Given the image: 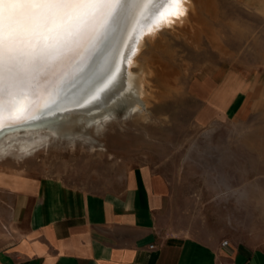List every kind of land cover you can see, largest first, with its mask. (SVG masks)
Returning a JSON list of instances; mask_svg holds the SVG:
<instances>
[{"label": "rangeland", "instance_id": "rangeland-1", "mask_svg": "<svg viewBox=\"0 0 264 264\" xmlns=\"http://www.w3.org/2000/svg\"><path fill=\"white\" fill-rule=\"evenodd\" d=\"M193 2L205 31H162L139 55L151 71L145 105L132 111L133 100L124 98L103 118L22 133L44 136L45 144L24 152L13 140L0 153V173L54 176L98 194L122 188L129 171L144 168L173 195L161 230L264 249V113L220 116L229 74L251 80L264 73V0Z\"/></svg>", "mask_w": 264, "mask_h": 264}, {"label": "crops", "instance_id": "crops-1", "mask_svg": "<svg viewBox=\"0 0 264 264\" xmlns=\"http://www.w3.org/2000/svg\"><path fill=\"white\" fill-rule=\"evenodd\" d=\"M245 77L226 78L223 120L264 113V73ZM125 182L96 194L54 176L0 173V264H264L258 247L164 232L170 185L144 168Z\"/></svg>", "mask_w": 264, "mask_h": 264}, {"label": "snow or ice", "instance_id": "snow-or-ice-1", "mask_svg": "<svg viewBox=\"0 0 264 264\" xmlns=\"http://www.w3.org/2000/svg\"><path fill=\"white\" fill-rule=\"evenodd\" d=\"M135 2L0 0V129L35 119L37 112L55 104L66 82V74L60 69L70 62L69 53L80 55L82 64L76 71H82L92 55L100 51L110 23ZM153 2L175 5L176 18L186 11V0ZM159 10L154 9L152 15ZM83 52L88 53L87 57ZM106 65L105 60L89 84L100 79L107 71Z\"/></svg>", "mask_w": 264, "mask_h": 264}, {"label": "bare ground", "instance_id": "bare-ground-1", "mask_svg": "<svg viewBox=\"0 0 264 264\" xmlns=\"http://www.w3.org/2000/svg\"><path fill=\"white\" fill-rule=\"evenodd\" d=\"M157 8L160 10L156 15H152V11ZM183 8L185 13L176 18L173 15L176 6L172 4L158 5L153 0H136L135 3L127 5L126 12L121 10L119 17L110 23L109 31L102 37L100 51L92 55L82 71H76L82 64L80 55L69 53L70 62L60 69L61 74H66V82L61 87V97L55 104L37 112L35 119L0 129V153H3L6 145L12 144L13 140L19 142L18 150L30 152L45 144L46 139L40 135L20 134L39 131L76 117L90 121L93 118H103L108 112H105V109H113L124 98L133 100L129 107L132 111L139 109L141 104L145 105L148 95L145 86L149 84L146 73L151 71L140 62L139 55L145 50L146 42L154 41L162 31L169 29L179 28L184 31L190 27L195 33L196 30L192 27L194 25L197 29L205 31L201 23L194 21L197 16L193 0H186ZM87 55V52H83V56ZM105 60L107 71L100 79L89 84L88 81ZM154 64L152 63V66ZM92 97L97 99L93 100Z\"/></svg>", "mask_w": 264, "mask_h": 264}, {"label": "built area", "instance_id": "built-area-1", "mask_svg": "<svg viewBox=\"0 0 264 264\" xmlns=\"http://www.w3.org/2000/svg\"><path fill=\"white\" fill-rule=\"evenodd\" d=\"M228 243V241L227 240H224L223 242H222V244L223 245H225V244H227ZM153 246H151V248H152Z\"/></svg>", "mask_w": 264, "mask_h": 264}]
</instances>
